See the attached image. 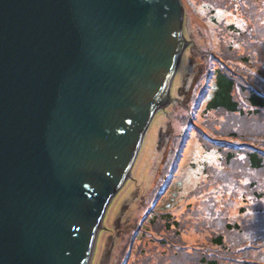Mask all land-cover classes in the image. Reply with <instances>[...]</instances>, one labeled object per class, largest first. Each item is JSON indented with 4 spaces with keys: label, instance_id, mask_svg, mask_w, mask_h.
<instances>
[{
    "label": "water",
    "instance_id": "water-1",
    "mask_svg": "<svg viewBox=\"0 0 264 264\" xmlns=\"http://www.w3.org/2000/svg\"><path fill=\"white\" fill-rule=\"evenodd\" d=\"M180 0H0V264H89L187 45Z\"/></svg>",
    "mask_w": 264,
    "mask_h": 264
},
{
    "label": "trees",
    "instance_id": "trees-1",
    "mask_svg": "<svg viewBox=\"0 0 264 264\" xmlns=\"http://www.w3.org/2000/svg\"><path fill=\"white\" fill-rule=\"evenodd\" d=\"M234 1L239 6V0ZM263 21L264 9L259 29L253 31L258 36L253 34L244 42L249 47L246 56L220 53L218 59L228 64L216 68L213 61L207 66L206 101L201 108H194L203 95L199 89L192 102L187 101L194 106L189 110L196 119L204 118L193 130L195 136L208 153L216 155L203 164L207 177L193 190L196 204H187L180 215L170 211L155 215L158 209L153 214L147 210L131 241L127 264H264ZM246 37L239 35L236 40ZM250 41L256 42L250 45ZM179 123L193 125L189 113L180 115ZM182 146L175 144L148 208L166 184L172 165L180 164L173 158L176 147L181 156ZM191 232L200 235L196 242L188 239ZM149 244L153 248H147Z\"/></svg>",
    "mask_w": 264,
    "mask_h": 264
},
{
    "label": "rangeland",
    "instance_id": "rangeland-1",
    "mask_svg": "<svg viewBox=\"0 0 264 264\" xmlns=\"http://www.w3.org/2000/svg\"><path fill=\"white\" fill-rule=\"evenodd\" d=\"M181 1L185 11L183 38L187 45L172 81L171 101L165 107L158 108L144 135L131 173L111 199L99 227L91 264H127L131 241L147 210L153 214V210L158 209L155 215L164 214V211L180 215L187 210V204H196L193 190L207 177L203 164L216 158L214 153H208L201 146L195 136L197 132L193 130L203 124L204 118L198 116L199 119H196V114L189 110L194 106L187 101L192 102L198 89L203 95L198 107L196 103L194 108H201L206 101L207 66L213 61L216 68L228 64L218 59L220 53L236 58L247 55L249 47L244 42L254 34L255 29H259L264 0H239V6L234 0ZM239 35L247 37L236 40ZM254 36H258V32ZM255 42L250 41V45ZM250 48L254 49V46ZM202 108H205V104ZM187 113L193 123L190 127L179 123L180 115L183 117ZM185 137L188 138L186 141ZM175 144L177 147L183 144L181 156H178L176 147L173 158L177 164L180 162L178 174L163 197L161 192L174 176L172 172L167 174L166 184L153 197V205L157 204V208L153 205L148 208L150 197L162 184L165 175L162 170L175 151ZM199 237L198 233L191 232L188 239L196 242ZM148 247L153 248L151 244Z\"/></svg>",
    "mask_w": 264,
    "mask_h": 264
},
{
    "label": "bare ground",
    "instance_id": "bare-ground-1",
    "mask_svg": "<svg viewBox=\"0 0 264 264\" xmlns=\"http://www.w3.org/2000/svg\"><path fill=\"white\" fill-rule=\"evenodd\" d=\"M215 93V92H214ZM131 170H132V168H131ZM131 170H130V173H131ZM115 195V194H114ZM113 198V197H112ZM111 198V199H112ZM106 212V211H105ZM101 221H100V225H101ZM166 224V223H165ZM100 225H99V227H100ZM97 238H98V233H97V237H96V241H97ZM96 241H95V244H96ZM95 244H94V248H93V252H92V255H91V259H90V263L89 264H91V262H92V256H93V254H94V250H95Z\"/></svg>",
    "mask_w": 264,
    "mask_h": 264
},
{
    "label": "clouds",
    "instance_id": "clouds-1",
    "mask_svg": "<svg viewBox=\"0 0 264 264\" xmlns=\"http://www.w3.org/2000/svg\"><path fill=\"white\" fill-rule=\"evenodd\" d=\"M181 1V0H180ZM181 3H182V1H181ZM182 6H183V4H182ZM183 9H184V7H183ZM184 19H185V11H184Z\"/></svg>",
    "mask_w": 264,
    "mask_h": 264
}]
</instances>
